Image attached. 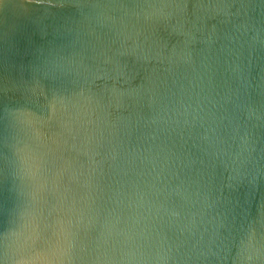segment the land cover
<instances>
[{
    "label": "water",
    "instance_id": "1",
    "mask_svg": "<svg viewBox=\"0 0 264 264\" xmlns=\"http://www.w3.org/2000/svg\"><path fill=\"white\" fill-rule=\"evenodd\" d=\"M0 264H264V0H0Z\"/></svg>",
    "mask_w": 264,
    "mask_h": 264
}]
</instances>
